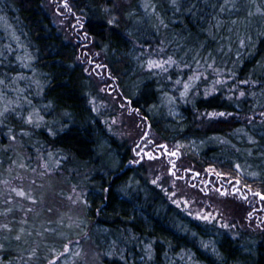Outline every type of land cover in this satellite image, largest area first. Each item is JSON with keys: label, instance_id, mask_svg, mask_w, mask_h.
<instances>
[{"label": "trees", "instance_id": "trees-1", "mask_svg": "<svg viewBox=\"0 0 264 264\" xmlns=\"http://www.w3.org/2000/svg\"><path fill=\"white\" fill-rule=\"evenodd\" d=\"M70 3L86 53L156 144L176 148L184 168L217 167L264 195V0ZM81 51L45 0H0V184L24 151L61 174L31 195L34 209L0 187V264H78L58 257L82 238L95 264H264L262 237L195 219L151 182L96 111ZM153 55L172 69L147 70ZM72 189L80 212L61 209Z\"/></svg>", "mask_w": 264, "mask_h": 264}, {"label": "rangeland", "instance_id": "rangeland-1", "mask_svg": "<svg viewBox=\"0 0 264 264\" xmlns=\"http://www.w3.org/2000/svg\"><path fill=\"white\" fill-rule=\"evenodd\" d=\"M45 1L48 9L55 17L56 22L61 28H63L70 40L81 45V60L88 68V71L97 86V95L94 99L96 111L101 115L103 122L107 124L108 131L117 140L129 144L135 157L134 161L140 162V164L145 167L151 182L160 186L166 192L172 203L176 206L179 205L178 207L188 213L191 217L204 222L216 223L221 228L234 231L237 234L253 233L264 239L263 213L252 212L250 208L240 200L239 195L229 198L217 192L207 194L198 191L189 184L178 179L177 177L180 176L181 170H185L186 167L184 168L180 162L177 163L173 161L175 158L180 160L181 157L176 148L162 144L165 147H160L162 153L159 154V152L153 148L146 147L149 142L156 144V141L152 140L148 127L146 124L142 123L143 121L140 116L131 109L127 100L124 98L118 83L112 80L106 65H104L99 58H91V56L86 53L85 45H87V43L86 40H82V29H79L78 22L75 23L74 17L72 16L73 9L70 8V0ZM149 59L150 62H156V64L161 66L156 67L149 62L146 67L147 70L166 72L172 69V63L167 62L169 59L165 60L156 55L149 57ZM222 116L223 115L221 114L215 113L209 114V117L212 119ZM166 147L167 151L165 150ZM172 152H175L176 155H168ZM24 154L25 159L22 160L23 162L21 165L17 166L13 164L12 167L8 169L10 177L7 180L8 183L5 184L3 181L0 184L2 192L6 194L10 193L9 197L14 202H16V200L20 202L18 200L20 197L17 198L15 193L11 191L12 188L18 190L23 189L30 195L35 192H49L47 191V182L52 179L56 180L58 176L61 175L60 172L50 169L45 163L43 156L38 152L24 151ZM191 171L192 177L195 176V173H204V175H214L218 177L219 180H232L233 183H239L237 182L238 179L233 176L230 177L228 173H222L219 168L214 166H207L205 168L192 167ZM243 185L249 187L246 184H242L241 186L244 187ZM251 187L249 188L257 193V187ZM70 193L71 194L65 197L64 200H60L59 196L57 199L54 197L53 200L54 202L60 200V205L62 206L61 209H65L66 207L68 209V206L65 204H69L71 208H78V211L80 212L82 208L81 195L83 194L75 189H72ZM73 194L74 196L78 195V199H74ZM22 200L24 199L21 198L23 205L33 207V209L37 207L39 202L37 201L36 204H32L28 199L26 203ZM255 201L257 202L256 198ZM46 202L52 203V199L47 198ZM256 204L257 209L258 203ZM205 215L209 216L208 220L198 218V216ZM64 217L65 215H63V213L58 212L53 218L54 223H60V220ZM85 240L86 239L82 238L69 243L65 247L67 250H64L58 259L61 260L62 257H64L67 262L77 261L78 264H95V254L92 250V246L89 243L84 244ZM65 259H63V261Z\"/></svg>", "mask_w": 264, "mask_h": 264}, {"label": "flooded vegetation", "instance_id": "flooded-vegetation-1", "mask_svg": "<svg viewBox=\"0 0 264 264\" xmlns=\"http://www.w3.org/2000/svg\"><path fill=\"white\" fill-rule=\"evenodd\" d=\"M146 147L153 148L154 150L158 151L159 154L162 153L160 145L158 144L149 142ZM173 161L178 163L179 159L175 158V160ZM191 175V169L186 168L183 171L181 170V174L177 178L182 180L184 183L189 184L191 187L197 189L198 191L207 194L211 192L224 193L223 195L229 198H233L239 195L240 200H242L243 203L245 202L252 212L263 213L264 215V200L259 199L257 195L254 194L256 192H254L249 187H242L241 185H238L235 182L233 183L232 181H224L222 179L219 180L218 177L211 174L204 175V173H195L194 177H192ZM217 189H219V191H217ZM255 198L257 199L258 203L257 209L253 205V201L255 200Z\"/></svg>", "mask_w": 264, "mask_h": 264}, {"label": "snow or ice", "instance_id": "snow-or-ice-1", "mask_svg": "<svg viewBox=\"0 0 264 264\" xmlns=\"http://www.w3.org/2000/svg\"><path fill=\"white\" fill-rule=\"evenodd\" d=\"M173 4L175 5V0H173ZM177 10H178V9H177ZM109 23H112V21H109ZM161 23H163V21H161ZM165 27H166V25H165ZM167 62H168V63H172L171 59H169V61H167ZM150 63L153 64V65H155L156 67H160V66H161V65H159V64H156V62H150ZM3 83H4V81L0 80V84H3ZM177 83H179V81H177ZM185 89L187 90V85L185 86ZM181 95L183 96L184 93H182ZM240 95L243 96L244 93L241 92ZM0 99H3V97L0 96ZM9 103H11V102L9 101ZM4 111H8L7 107H5ZM2 114H3V113H0V115H2ZM221 115H223V113H221ZM42 119H43V118L40 117V120H42ZM27 122H28L29 124H32V123H33L32 116H31V115L27 118ZM12 139L14 140L15 137H12ZM160 147H165V146L160 145ZM170 154L173 155V156L176 155L175 152H172V153H170ZM238 167H239V166H237V168H238ZM4 183L7 184L8 181H4ZM11 191L14 192L15 195H16L17 197H20V198H22V199H28V200L30 201V203H32V204H36V203H37V201H36L35 199H33V198L31 197L30 194H26L25 191H24L23 189L18 190V189H16V188H12ZM217 191H219V189H217ZM221 194L223 195L224 193H221ZM254 194L257 195V196H260L261 199H264V195H261V194L258 193V192H257V193H254ZM8 202L10 203L11 201H8ZM177 206H179V205H177ZM27 211L30 212V211H32V209L29 208V209H27ZM5 214H6V213H5ZM198 218H202V219L208 220V219H209V216H207V215H205V216H198ZM4 227H5V228H8V225L5 224ZM8 230L11 231V229H8ZM16 239H20V237L17 236ZM65 250H67V248H66ZM50 264H55V261H54V260H53V261H50Z\"/></svg>", "mask_w": 264, "mask_h": 264}, {"label": "water", "instance_id": "water-1", "mask_svg": "<svg viewBox=\"0 0 264 264\" xmlns=\"http://www.w3.org/2000/svg\"><path fill=\"white\" fill-rule=\"evenodd\" d=\"M165 150L167 151V147L165 148ZM175 152H176V151H175ZM168 155H171V154H168ZM172 166H173V165H172ZM238 184H239V183H238ZM258 198L261 199L260 196H258ZM261 200H264V199H261Z\"/></svg>", "mask_w": 264, "mask_h": 264}]
</instances>
